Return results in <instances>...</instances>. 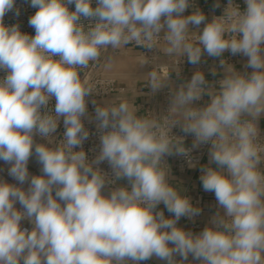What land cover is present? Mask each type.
Instances as JSON below:
<instances>
[{"label":"clouds","instance_id":"1","mask_svg":"<svg viewBox=\"0 0 264 264\" xmlns=\"http://www.w3.org/2000/svg\"><path fill=\"white\" fill-rule=\"evenodd\" d=\"M15 3L0 0V161L16 181L0 177V264H141L153 256L163 264H264V0H227L210 21L193 0H30L34 36L4 23ZM129 45L145 50L140 66L152 63L151 50L192 65L205 54L220 58L210 71L222 78L210 82L196 70L173 89L176 65H154L146 86L152 94L170 88L159 116L139 115L125 98L89 99L100 91L87 70L102 57L112 68L111 53ZM226 51L246 57L252 71H237ZM85 120L99 139L92 158ZM176 127L194 137L191 147ZM202 145L208 163L199 179L217 210L194 233L178 221L202 209L171 182L165 157L194 167L192 150ZM33 156L40 175L29 173Z\"/></svg>","mask_w":264,"mask_h":264},{"label":"built area","instance_id":"2","mask_svg":"<svg viewBox=\"0 0 264 264\" xmlns=\"http://www.w3.org/2000/svg\"><path fill=\"white\" fill-rule=\"evenodd\" d=\"M238 3L241 4L243 7V2L242 0H237ZM205 3H208V0L205 1ZM220 7H218L216 10L211 11V19L213 16H219L223 14L224 7L227 4V0H220L219 2ZM74 10V5L70 6ZM19 10V15H16V10ZM36 8H33L30 6V0H16L15 6L12 11H9L8 13L5 14L4 17V23L7 25H13V24H19L20 29L22 32L27 33L29 35H35V30L33 27L29 25V19L30 17L36 12ZM127 48H133L138 50L140 53L142 51H145L143 49H138L135 48L133 45H129ZM125 49V48H124ZM124 49L117 50L116 52L111 53L112 54H117V53H122ZM146 55L149 57L150 60H152V63H149L148 66L152 70L154 65H162L160 62V52L158 50H151L147 51ZM225 59L228 61V63L232 64L237 71L240 72H251V69H248L245 67L247 58L242 56V55H235L233 56L230 52L226 53ZM204 60L201 62L203 63ZM104 65V60L103 57L101 61L94 65L91 66L87 72L90 75L91 82L96 86L97 90L100 91L98 94H94L92 97L89 99H95L98 104H101L100 101L103 99H106L113 95L115 92H117L120 87L118 85V79L112 76H108L105 74V67ZM171 65H176L174 68H171L169 71L174 72L177 76H181L186 69L189 67V63L187 61V57H181L179 62L173 60ZM169 65V66H171ZM217 69H219V61L217 62V65L215 66ZM211 70V69H210ZM211 72V71H210ZM205 76L207 73H209V70L207 72H204ZM4 73L0 72V76H3ZM142 88L145 89H150L149 87L146 86V81H144L141 84ZM123 89V88H122ZM161 98L163 101V113L162 115L167 113L168 107H169V102H170V88L163 89L161 91ZM88 113L90 115H94V107L91 103L88 105ZM85 126L89 128L90 130V137L87 141H85L83 147L86 151L89 150H94V151H89V157L92 158L96 151H98L99 147V139L98 135L96 134V129L95 125L92 123H88L87 120H85ZM64 131L63 128V122L61 120V124L58 128L57 135L62 134ZM262 137H264V130L260 129ZM173 134L177 136H185V134L179 129V127L173 128ZM194 137L192 135H187L185 136V145L187 147L192 146ZM38 142H43L40 141L39 138L37 137ZM208 149L209 145H202L199 148L193 149L191 156H192V163L195 165L194 167H190L188 164V161L185 157L183 156H177L174 155V161H173V167L176 169L179 173H185L186 171L190 169L195 170L196 178L200 181L199 177L201 175V167L206 165V158L208 157ZM166 163L169 165L170 162L168 159L165 157ZM2 165H5L3 161H0V169H2ZM99 167L106 171L110 172L111 169L109 168L107 162L102 163L99 165ZM29 173L32 175H38L34 171H32L30 168ZM0 177L5 179L7 182L12 183L8 179V174L7 172L3 169V171H0ZM194 204H197L196 202L193 201ZM199 206V205H198ZM19 208V206H17ZM200 207V206H199ZM161 210L164 211L165 216L167 214V210L163 206H159ZM201 208V207H200ZM202 209V208H201ZM204 210L202 209L201 214L197 217L194 218V220H189L187 217H182L180 220L185 221L188 223V227H183L185 230H191L194 233H198L202 231V227L200 224V217L203 215ZM172 214H170L171 216ZM179 220V221H180ZM178 221V223H179ZM22 227H27L31 228V224L28 221H22ZM141 264H152L150 261H142Z\"/></svg>","mask_w":264,"mask_h":264},{"label":"crops","instance_id":"3","mask_svg":"<svg viewBox=\"0 0 264 264\" xmlns=\"http://www.w3.org/2000/svg\"><path fill=\"white\" fill-rule=\"evenodd\" d=\"M205 1L206 0H193L195 6L198 7L201 11H203L207 19L210 21L211 11L212 10L214 11L217 9L216 7H214V5L217 3V0H208L207 4L205 3ZM191 11H192L191 8L188 9L185 15L190 14ZM200 27L203 28V24ZM124 50H129L130 52L134 50L135 52H139L138 50L133 49V48H125ZM226 53L227 51L224 53V58L226 56ZM219 59L220 58L208 57L205 54L201 60V62L204 60L203 63H200L198 65H192L189 63V67L186 69V71L181 76H177L174 72H170L169 79H170L171 88L173 89L177 88L181 83H184L187 80H189L196 70H201L203 72H207L209 70V73L206 74V78L210 82L218 81L220 78H222V72L218 71V75L213 76L210 72V69L217 65V62L219 61ZM160 62L162 65H171L173 60L164 56L162 53H160ZM144 81H146V75L144 76L143 79H141L140 76H137V75H134L131 77L129 75V77H126L124 79H121V80L118 79V85L120 89L117 92H115L113 95H111L110 97L101 100L100 103L102 104L106 101H109L117 97L125 98L137 106V108L139 109L138 111L139 115H142L145 112H151L158 116L162 115L163 101L161 98V91L169 87H165L161 89L159 92L152 94L151 89H145L141 87V84ZM208 100L209 98L205 96L203 100L194 102V105L198 107L204 106L208 102ZM258 126L260 129L264 130V117L260 118V120L258 121ZM166 158L170 162L169 166H170L171 174H172L171 182L183 188L185 190V194L188 195L192 201L196 202L197 205H199L204 210L203 215L199 219L202 230H203V228L208 224L212 215L217 210L214 193L204 191L201 181H199L196 178L194 169H190L186 171L185 173H179L173 167L174 155L166 156ZM206 163H208V157L206 158ZM126 183L127 181H120L118 182L117 186H119L120 184H126ZM105 192H107V189H105ZM160 206L164 207L163 204H161ZM170 214L171 213L167 211L166 217L170 216ZM178 225L181 227H188V223L185 221H181V220L179 221ZM189 260H191V257H189Z\"/></svg>","mask_w":264,"mask_h":264},{"label":"rangeland","instance_id":"4","mask_svg":"<svg viewBox=\"0 0 264 264\" xmlns=\"http://www.w3.org/2000/svg\"><path fill=\"white\" fill-rule=\"evenodd\" d=\"M140 55V52H135L134 50H132V52L129 50H124L122 53L112 54L114 57L113 66L110 69L105 68V74L120 80L129 77V75L130 77L137 75L143 79L147 72H150L151 69L148 64L144 66L139 65L138 61ZM7 168L8 165H2V169H4L6 172ZM8 179L12 183H16V181H14L10 176H8ZM27 186V184L24 185L25 188H27ZM16 206L20 207L18 203Z\"/></svg>","mask_w":264,"mask_h":264},{"label":"water","instance_id":"5","mask_svg":"<svg viewBox=\"0 0 264 264\" xmlns=\"http://www.w3.org/2000/svg\"><path fill=\"white\" fill-rule=\"evenodd\" d=\"M41 167L42 166L38 163V161L35 158V156L30 158L29 163H28V168H30L32 171H34L35 173L40 175V174H42L41 173ZM148 261H150L152 264H163V262L160 261L159 259H157L155 256H153Z\"/></svg>","mask_w":264,"mask_h":264}]
</instances>
